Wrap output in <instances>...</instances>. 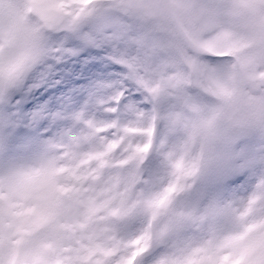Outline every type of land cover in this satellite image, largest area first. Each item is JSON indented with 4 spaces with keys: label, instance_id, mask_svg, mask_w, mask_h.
Instances as JSON below:
<instances>
[{
    "label": "clouds",
    "instance_id": "obj_1",
    "mask_svg": "<svg viewBox=\"0 0 264 264\" xmlns=\"http://www.w3.org/2000/svg\"><path fill=\"white\" fill-rule=\"evenodd\" d=\"M85 32L141 106L15 151L0 126V264H264V0H0V107ZM245 141L251 192L205 202Z\"/></svg>",
    "mask_w": 264,
    "mask_h": 264
},
{
    "label": "rangeland",
    "instance_id": "obj_2",
    "mask_svg": "<svg viewBox=\"0 0 264 264\" xmlns=\"http://www.w3.org/2000/svg\"><path fill=\"white\" fill-rule=\"evenodd\" d=\"M110 39V32L103 39L90 32L57 39V46L62 43L66 53L36 73L27 86L10 97L6 108L0 107V126L5 122L12 126L13 151L24 146L35 148L67 133L79 115L109 118L111 114L104 108L114 106L122 90L121 115L127 117L137 111L143 97L124 85V69L113 58L112 44L107 42ZM91 56L98 61L91 62ZM238 149L242 155L236 166L223 162L201 179L199 193L205 202L240 200L251 192L260 167L251 159L249 142H241Z\"/></svg>",
    "mask_w": 264,
    "mask_h": 264
},
{
    "label": "bare ground",
    "instance_id": "obj_3",
    "mask_svg": "<svg viewBox=\"0 0 264 264\" xmlns=\"http://www.w3.org/2000/svg\"><path fill=\"white\" fill-rule=\"evenodd\" d=\"M92 50V49H91ZM92 57V56H91ZM93 59H91L90 61L91 62H97L98 60L97 59H95L94 57H92Z\"/></svg>",
    "mask_w": 264,
    "mask_h": 264
},
{
    "label": "snow or ice",
    "instance_id": "obj_4",
    "mask_svg": "<svg viewBox=\"0 0 264 264\" xmlns=\"http://www.w3.org/2000/svg\"><path fill=\"white\" fill-rule=\"evenodd\" d=\"M175 190H176L175 187H173V188H172V191H175Z\"/></svg>",
    "mask_w": 264,
    "mask_h": 264
}]
</instances>
